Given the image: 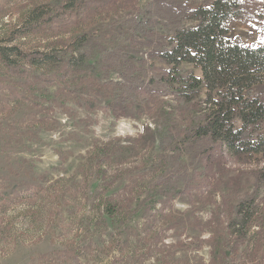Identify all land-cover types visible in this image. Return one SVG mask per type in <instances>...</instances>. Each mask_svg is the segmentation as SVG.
<instances>
[{
	"label": "rangeland",
	"instance_id": "obj_1",
	"mask_svg": "<svg viewBox=\"0 0 264 264\" xmlns=\"http://www.w3.org/2000/svg\"><path fill=\"white\" fill-rule=\"evenodd\" d=\"M71 1L74 7H69ZM83 1L0 0V46H15L26 52L52 50L53 54L69 56L70 44L84 37L86 44L78 52L85 54L89 64L98 58L108 59L103 54L118 49L120 58L131 66L121 71L127 86L143 88L144 96L136 94L128 98L127 105L110 107L114 93H119L124 84L119 71L109 73L107 65L94 66L90 77L82 80L71 77L46 84L49 92L56 94V102L34 110L20 103L4 114L8 132L0 139V179H14L19 172L22 178L51 174L76 177L81 182L80 170L84 167L83 171L88 172V188H84L91 202L98 198L104 181L111 194L124 191L134 199L157 195L163 200L175 195L170 209L153 223L152 230L161 231L165 244L177 245L176 257L186 256L189 264H242L245 245L223 247V242L231 240L227 223L234 217L235 206L264 195V183L256 181L260 164L254 158L228 156L216 146L207 147L201 154L200 147L206 142L185 137L194 125V112L203 102L204 90L187 103L179 96L181 85L170 81L169 87L161 79L160 71L168 67L158 55L169 48L171 35L147 9L152 0H103L82 15L78 5ZM255 1L245 4L255 16L230 22V41L245 46L264 43V0ZM61 2L66 4L64 9ZM201 2L192 1V7ZM146 23H151V28L133 30L136 24ZM195 25L190 21L181 23L182 27ZM177 70L175 78L190 74L201 77L200 70L190 64L183 63ZM55 71L46 68L38 73L51 78ZM12 81L21 84L23 79ZM111 84L117 85L116 92ZM27 96H40V92L28 91ZM26 113H38L39 124L28 127L32 136L24 132L27 127L22 119ZM1 116L0 120L4 119ZM157 131L164 141L156 139ZM152 137L156 139L154 145ZM92 147L111 157L98 178L97 170L95 174L88 169ZM21 159L28 162L20 163L25 173L17 167ZM32 207V201L0 203V228L6 232L0 234V264H37L53 249L50 237H41L43 233L29 225L27 217L35 212ZM34 217L36 220L37 215ZM143 224L140 214H136L131 225L138 228ZM214 242L220 243H215L213 253ZM234 247L238 248L236 252ZM263 257L264 252L257 253V264H264Z\"/></svg>",
	"mask_w": 264,
	"mask_h": 264
},
{
	"label": "trees",
	"instance_id": "obj_2",
	"mask_svg": "<svg viewBox=\"0 0 264 264\" xmlns=\"http://www.w3.org/2000/svg\"><path fill=\"white\" fill-rule=\"evenodd\" d=\"M88 1L78 5L82 15L89 7H97L103 2ZM192 1L194 0H152L146 6L155 18L162 21L171 35L167 40L169 48L158 55L168 67L167 70L160 71V77L169 87L172 84L170 81L181 85L183 88L179 96L185 98L187 103L194 101L200 90H204L203 102L194 112V125L185 136L206 142L200 147V153L204 154L207 147L212 149L216 146L231 157L254 158L253 161L260 164L256 181L262 184L264 43L245 46L228 38L230 22L255 16L249 8H245V4L256 1L202 0L195 7H192ZM65 5L62 3L61 9ZM69 5L74 7V2H69ZM35 21L31 20L33 23ZM184 21L194 22L196 25L182 27L181 23ZM151 25L136 24L133 30L141 32L151 28ZM84 39L79 38L70 44L69 56L66 53L60 55L62 52L53 54L52 50L26 52L15 46H0V115L4 116L20 103H26L29 110H34L44 103L56 102V94H51L46 84H53L58 79L62 82L71 77L82 80L90 77L89 73L93 68L100 65H107L109 73L119 71L121 74V71L123 73V70L131 68L128 61L120 58L118 49L103 54L108 57L106 60L109 63L98 58L96 62L89 64L85 54L78 52L86 44ZM183 63L199 69L201 77L190 74L175 78L178 67ZM46 68L48 71L56 69L55 75L45 78L38 73ZM121 75L124 86L117 90L119 93L113 95V102L110 104L113 109L127 105L130 96H144L143 88L127 86L126 77ZM107 78L104 77V80ZM13 79H23V82L19 84ZM111 86L116 92L117 85ZM36 90L40 92V96H27L28 91ZM37 114L32 116L26 113L22 119L24 127H27L24 132L30 136L33 133L28 127L39 124ZM6 118L4 116L0 120V139L8 132L7 126L3 124ZM162 136L159 131L156 132L158 141H164ZM156 139L152 137V145ZM92 148L93 152L88 155L94 158H88V169L93 173L97 170L98 178L102 176V167L109 164L111 157L102 149L95 151L97 147ZM20 163L26 165L28 162L21 159L17 163L18 169L25 173V168ZM83 168L82 172L80 170L81 182L76 177L51 174L40 178L30 175L22 178L19 172L14 174V179H0V203L13 205L32 201L31 210L35 212L28 215V223L33 230L43 233L41 237H50L53 243V249L42 255L37 264H189L186 256L176 257L177 245L165 244L161 239V231L152 230L153 223L163 216L166 209H170L175 195H168L171 199L166 196L163 200L157 199V195H147L141 200L137 196L134 199L131 193L124 191L111 194L109 185L104 181L98 198L91 202L88 191L84 188L88 184L85 176L88 172L85 173ZM258 197L259 195L240 201L235 206L234 217L227 223V237L231 240L225 239L223 247L232 243L245 245L243 253L246 258H243L242 264H257V253L264 252V195L260 199ZM138 213L144 224L135 228L131 222ZM252 229L256 230L253 232ZM4 232L1 227L0 234ZM215 243L220 242L213 243V253ZM237 249L234 247L233 251L236 252ZM262 260L264 261V257Z\"/></svg>",
	"mask_w": 264,
	"mask_h": 264
}]
</instances>
